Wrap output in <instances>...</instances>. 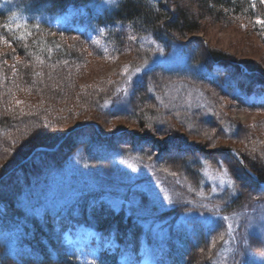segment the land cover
<instances>
[{
  "label": "rangeland",
  "instance_id": "obj_1",
  "mask_svg": "<svg viewBox=\"0 0 264 264\" xmlns=\"http://www.w3.org/2000/svg\"><path fill=\"white\" fill-rule=\"evenodd\" d=\"M6 1L9 7L15 6L14 0ZM118 1L97 0L96 7L111 11ZM165 1L174 21L177 10L190 7L201 19L200 32L168 50L152 35L130 25L105 28L101 37L90 34L91 41L52 30L44 34L47 42L59 43L78 57L58 65L53 59L49 64L38 60L39 44L45 45L40 32L33 34L41 37L33 46L28 45L29 30L15 41L0 37V55L6 56L8 68L0 71V108L44 118L37 125L19 124L13 132L0 135L12 136L10 147L0 144V194L6 196H0V251L15 258L31 250L25 231L22 234L18 228L23 220L11 217L9 204H14L16 195L14 199L28 216H33L29 208L33 201L56 211L96 202L100 230L90 229L81 208L75 206L73 216L65 217L63 224L56 217L58 227L45 232L55 247L61 233L63 243L76 249L80 264H103L102 251L118 254V264H135L146 256L159 260L166 244L181 246L176 230L191 234L200 228L206 229L203 243L209 244L208 249L191 256L177 254L176 264H264V194L242 189L233 176L235 165L227 157L230 153L240 162L238 172L246 184L251 163L264 167V79L254 94L253 102L260 107L255 109L243 107L205 83L179 77L183 71L202 72L199 67L185 66L188 55L182 44L193 41L200 43L201 52L215 51L239 64H253L264 77V0H252L255 14L262 16L255 20L208 15L199 1ZM86 16L84 10L74 11L56 25L63 27L74 18L80 22ZM78 27L81 33L85 31L83 25ZM15 44L30 47L29 55H21ZM157 65L180 68L181 75H160L149 85L148 94L141 93L144 74ZM200 66L205 69L204 63ZM22 67L30 68V73ZM214 69L226 71L220 64ZM118 110L123 114H116ZM82 130L97 137L95 143L89 140L94 145L92 159L81 148L70 155L64 152L65 142ZM86 141L78 139L81 144ZM59 145L49 157L32 158L37 162L30 173L32 183L13 191L6 179L22 167L14 170L16 165H30L28 159L38 149ZM168 158L185 162L188 169L168 165ZM189 168L194 175L188 173ZM238 191L240 202L246 200L245 207L223 213L226 195L233 198ZM215 229L220 231L208 235ZM46 241L41 236L32 245Z\"/></svg>",
  "mask_w": 264,
  "mask_h": 264
},
{
  "label": "trees",
  "instance_id": "obj_2",
  "mask_svg": "<svg viewBox=\"0 0 264 264\" xmlns=\"http://www.w3.org/2000/svg\"><path fill=\"white\" fill-rule=\"evenodd\" d=\"M194 1H199L200 4L203 6L202 10L208 15H212L214 17L233 15L241 16L243 18H248L252 20L262 18L261 15L255 14L256 2H252V0ZM164 2L166 1L119 0L118 3L110 11L109 9H105L102 7L97 8V0H19V6L16 4V10L14 11L18 12L15 17L12 16L10 8H8L7 11H0V37H4L9 41L10 39H14L13 41H15L16 39H18L19 36L23 35V33L29 30L30 32H28V34L31 35H28V38L31 43H28V45L33 46L37 38L41 40V37H33V34L35 32H40L43 34L45 45L42 46L41 44H39L41 48L38 52L40 53L38 55V60L49 64L50 62H52L53 59L58 65L60 64V62H74V59L76 60L78 57L72 51L63 47L59 43H55L53 40V43L47 42L46 36H44V34L47 35L48 31L52 30L58 31L57 33L63 32V34L65 35L74 34L76 36H82L86 41H91L93 39H88V34L90 35L92 33H96V37H101L106 31L105 28H113L116 27L118 24H123L125 26L130 25L132 28H137V31L139 33L142 32V34L152 35L158 41H161L168 50L172 49L178 44H180L181 46L180 40L184 37L200 32L201 26L199 22L201 21V19H199V17L197 16V12L190 7L188 9L181 8V10H177V19L174 21L172 12L166 9V6H164ZM74 8L87 9L89 23L86 32L87 34H80L77 33V31H74L72 29L69 30L67 28L63 30H57L51 27V21L49 20L50 16L57 17L64 13H67L70 9ZM7 12L11 15H5V13ZM27 14H29L33 18L25 20V15ZM35 17H44V19L38 20ZM11 21L14 23H11ZM6 22L9 23L7 24ZM31 30H33V32H31ZM15 45L18 47V50L20 51L21 55H29L31 51L30 47H24V44L21 46L17 44ZM58 45H60L61 48L57 49ZM182 46L186 49L188 55V61L186 62L185 66L191 67V69L192 67H199L202 72L183 71V75L187 76L185 77L181 75L180 68L178 70H171V68L166 67L164 65H157L144 74L143 80L141 82V85L143 86V90L140 91L141 93L148 94L149 85L152 83V81H155L160 75L168 77L173 75L179 76L180 74L181 76L179 77L187 78L188 80L193 82L205 83L219 90L221 94L227 97H231L235 101H238L239 104H241L243 107L245 106L248 108L260 109L259 105L255 104L253 100L255 99L254 94L260 91L257 90V87L264 81V77L261 76V74L255 72L253 64H239L233 61V59L229 58L227 55L215 51L208 50L207 52H201L200 43H196L195 41L187 45L182 44ZM2 56L4 55H0V71H5L8 69L7 66L4 65L7 59L6 56ZM201 63H204L205 69L201 68ZM216 64L224 66L226 71H215L214 65ZM255 68L258 69L256 66ZM24 70L27 71V73H30V68H23V71ZM36 73L37 71H35L33 74ZM116 114H123V112L122 110H118ZM35 116L30 117L26 112L19 113V111L16 109H9L3 111L0 108V135H3L5 133L7 134V132L10 133V131L13 132V129L17 128L19 124H28L34 122L37 125V123L42 122V119L44 120V118H42V116L39 114ZM47 121L49 122L50 119H48ZM19 130H17V133ZM11 135L12 134H10V136ZM11 137L0 138V144L4 146L7 145V148L10 142H12ZM72 138L73 139L71 141L67 140L68 142H65L67 144V146H64L63 148L65 150V154L70 155L76 149L81 148L84 150L85 154L90 157L91 150H93L94 145H89V140H97L95 133L92 135V133L88 134L86 131L83 130L77 131L76 133H74ZM79 138H85V140H87L86 143L81 144V142H78ZM96 140L92 143H95ZM30 152L31 151H29L24 156V158H27ZM38 154H40V157H49L54 153L39 152L36 153L33 159H35ZM239 154L241 158H243V154L241 152H239ZM227 157L235 165L232 167L233 176L235 179H237L236 181L239 183V185H241L240 187L244 190L249 189L258 191L257 194L260 195L264 194V187L259 184V182L264 183V167H262L261 164H256L255 162L253 164L251 163V170L249 169V171L257 177L259 182H256L254 179L248 176V178L246 179H249L250 183L246 184V180L243 177H240V172H238V170H240L239 168H241L240 162H238L235 157L231 156L230 153L227 154ZM24 158L22 160H24ZM244 162L245 161H242V163ZM167 163H169L168 165L175 164V166L176 164H179V166H181V169H188V167L185 165L186 163L179 162V159L175 160L172 158H168ZM29 164L30 165L27 164L22 165V167L20 166L21 168L17 172L18 177L16 179L15 175L17 176V173L15 175L11 173L12 175L10 174L11 176L9 175L8 179H6L7 182L11 181V187H14L13 191L15 189L18 190L19 188L24 187L25 185H30L32 183L30 173L36 170L37 162L34 163V160H31ZM188 173L190 175H194V172H191L190 168L188 170ZM194 177L196 178L197 176H193V178ZM197 178L199 179V177ZM13 191L10 194H12ZM239 193L241 194V192L238 191V193L236 194L237 196L234 195L233 198H229V195H226V201L228 203L227 205H224V207L222 206L223 213L226 214V212L233 211L236 208L245 207L246 200L245 204H243L244 202H240L242 200V197L241 199H239ZM0 196L6 198L3 193H1ZM15 197L16 195L12 197V199L14 200V204H9L10 209L12 208L13 210V214H11V217L18 219V221L20 222H22L23 220V224L20 225L18 228H22V234L25 231L24 234L27 237L26 245L30 247L31 250L29 252H24L25 254L23 255V257H20L23 254L21 253L17 257L13 258V256L6 254L4 252V249H2L0 251V256H3V258L0 264H69L70 262L72 264H80L77 262L79 258L76 255H69L67 250H65L64 246L60 244V239L58 237V247L60 246L61 249H58V247L53 246L52 241L49 238L45 237V232H48V230L54 231L55 216H60L62 220L67 214L71 215L75 206L81 208L80 210L82 212V219H84L87 225L97 230H100L101 222L99 221V218H97V215L99 214L98 210L96 209V205H94L95 202L88 203V206L86 205L87 203L85 205L76 203L73 204L68 209V211H64L62 208L56 211V209L53 210L48 207L45 208V206L40 202L38 203L33 201L32 203L30 202L31 206L29 207L33 216H28L25 213L26 210L24 211L23 208H20V205L14 199ZM21 216H23L24 219ZM219 231L220 230H217V232ZM217 232L215 229L212 232L208 233V235H213ZM176 233L181 234L179 238V243L181 244V246H175V244L170 242L166 244V248H164V257L167 259V261H169L170 264H176L177 260L179 259V255L180 257H184L187 253L188 255H193L198 254L202 251V249H208L207 247L209 244L203 243L205 238L204 235L206 233L205 228H203V230L200 228L199 230H196L191 234H188L187 232L182 230H176L175 234ZM41 236L45 240L47 239V244L46 242H44V244L42 242H39L40 244H37L38 246L32 245L33 242L35 243L36 238H41ZM31 254H34L35 257H32ZM177 254L179 255L177 256ZM4 255L6 256L4 257ZM101 261L103 264H115L116 258L112 254L103 252V254L101 255ZM179 262H181V260Z\"/></svg>",
  "mask_w": 264,
  "mask_h": 264
},
{
  "label": "water",
  "instance_id": "obj_3",
  "mask_svg": "<svg viewBox=\"0 0 264 264\" xmlns=\"http://www.w3.org/2000/svg\"><path fill=\"white\" fill-rule=\"evenodd\" d=\"M37 151H47V152H49V151H53V150H51V149H47V148H40V149H38ZM234 154H235V153H234ZM20 165H22V164H20ZM20 165H17L14 169L18 168ZM249 174H250V176H251L254 180L257 181V179L255 178L256 176H253L250 172H249ZM257 182H259V181H257ZM259 183L262 184L261 182H259Z\"/></svg>",
  "mask_w": 264,
  "mask_h": 264
},
{
  "label": "snow or ice",
  "instance_id": "obj_4",
  "mask_svg": "<svg viewBox=\"0 0 264 264\" xmlns=\"http://www.w3.org/2000/svg\"><path fill=\"white\" fill-rule=\"evenodd\" d=\"M108 3H115V0H107Z\"/></svg>",
  "mask_w": 264,
  "mask_h": 264
}]
</instances>
